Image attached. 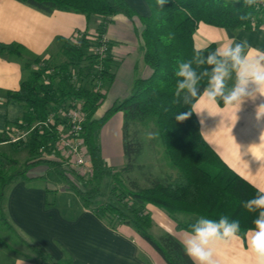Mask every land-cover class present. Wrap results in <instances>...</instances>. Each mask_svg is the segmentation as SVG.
Returning <instances> with one entry per match:
<instances>
[{"label": "trees", "instance_id": "trees-1", "mask_svg": "<svg viewBox=\"0 0 264 264\" xmlns=\"http://www.w3.org/2000/svg\"><path fill=\"white\" fill-rule=\"evenodd\" d=\"M16 1L44 13L56 10L86 18L100 17L101 22L96 30L99 36H105L107 26L117 15L137 18L142 25L138 34L142 61L151 70L148 78H138L133 82L125 100L116 104L102 118L96 119L95 114L106 98L108 83L113 79L112 61L110 54L101 58L89 53L92 44L87 39L89 34L83 33L79 44L61 40L59 56L62 61L58 64L53 63L54 59L46 62L36 59L26 65L28 78L17 91L6 94V101H15L23 108L20 119L13 126L28 134L25 139L12 143L2 132L0 144H9L14 153L26 152L28 158L16 172L11 173L5 164L17 165L16 161L0 153V228L12 233L33 255L24 258H32L40 264H72L68 255L56 261L43 247L19 233L9 220L6 200L11 185L18 179H26L28 172L38 165L45 166L47 174H52L67 191H71L83 209L91 211L110 228L117 229L122 225L131 227L165 264L193 262L172 235L164 233L159 240H154L148 234L152 226L150 216L145 214L148 206L164 211L176 222L177 231H189L200 217L218 220L221 216H228L230 220H238L242 234L253 227L257 213L248 212L243 204L257 194V189L233 173L203 140L193 113V105L198 98L185 102L183 94L181 97L175 95V73L180 62L192 60L197 52L206 57L216 51L213 44L200 50L194 47L193 37L198 24L229 30L259 28L264 22V11L257 4L249 6L245 0H167L161 8L157 0H144L149 15L143 17L124 0ZM0 53L20 56L21 50L16 45L0 44ZM33 65L39 68L32 70ZM98 65L100 71L96 78L100 83L99 88L93 87L92 79L79 87L71 83L73 70L79 82H82V79L91 78ZM192 66L198 73L208 67H197L195 63ZM199 87L201 91L207 87V77L200 81ZM74 101L80 103L86 116L83 136L90 156L91 175L88 179L42 156L41 150L48 153V145L56 140L53 128L34 127L30 130L46 121L50 113ZM217 104L224 105L222 100H218ZM117 111L123 112L125 119L123 135L127 165L122 171L131 168L134 157L140 153L139 143L128 140V122L153 118L164 152L177 170L174 178L170 181L154 179L144 189L123 188L121 172L112 171L101 157L98 133L106 120ZM185 113H189L186 119L177 118ZM105 179H110L114 185L111 192L115 194L117 205L98 201ZM178 215H187L194 222L178 221ZM0 247L10 250L2 239Z\"/></svg>", "mask_w": 264, "mask_h": 264}, {"label": "crops", "instance_id": "crops-1", "mask_svg": "<svg viewBox=\"0 0 264 264\" xmlns=\"http://www.w3.org/2000/svg\"><path fill=\"white\" fill-rule=\"evenodd\" d=\"M124 1L139 16L149 15L144 0ZM100 22L97 16L86 18L56 10L44 13L16 0H0V44L16 45L21 50L20 56L0 53V133L8 134L22 115L23 108L18 114L13 112L14 106L6 101V94L17 91L28 78L26 65L36 59L53 60L60 51L61 40L72 41L83 33L95 32ZM141 29L137 18L128 19L122 15L113 17L106 28L113 75L106 89L109 102L127 98L136 79L151 75L142 61L138 35ZM230 40L236 43L246 40L251 48L264 51V22L249 31L200 23L193 37L198 50L211 44L217 50ZM232 83V80L227 81L229 88ZM261 105H264L261 96L233 107L210 104L200 98L193 105L194 117L206 144L233 173L257 190H264V116H261L264 109H258ZM102 117L101 110H97L95 118ZM73 201L76 212L68 214L66 210ZM6 208L18 232L43 247L56 261L68 255L72 264H165L131 227L112 229L91 211L83 209L79 199L64 189L52 174L48 175L43 165L36 166L26 179H18L11 185ZM147 213L151 219V214H156L149 213L148 209ZM161 214L170 218L164 211ZM158 228L170 235L174 231L178 237L185 238V231L176 230V222L171 226L169 222L161 224ZM239 235L240 240L217 247L214 256L217 264H252L248 232ZM178 241L182 245V241ZM11 261L7 264H40L32 258H12Z\"/></svg>", "mask_w": 264, "mask_h": 264}, {"label": "clouds", "instance_id": "clouds-1", "mask_svg": "<svg viewBox=\"0 0 264 264\" xmlns=\"http://www.w3.org/2000/svg\"><path fill=\"white\" fill-rule=\"evenodd\" d=\"M258 0H245L249 6ZM264 3V0H259ZM167 0H157L163 7ZM207 65L201 72L193 68ZM177 77V97L188 102L191 98H200L210 104L222 100L226 107L240 106L244 100L256 96L264 97V51L251 48L246 40L236 43L228 41L215 52L206 57L197 52L192 60L180 62L175 73ZM207 77V87H199L200 81ZM232 80L231 88L227 81ZM258 109H264L261 105ZM189 113L182 114L178 119H186ZM261 116H264L262 114ZM243 207L250 213H257L253 227L248 229V249L252 264H264V190L244 202ZM240 222L221 216L218 220L200 217L185 233L182 245L185 254L193 264H217L214 259L218 246L240 240Z\"/></svg>", "mask_w": 264, "mask_h": 264}, {"label": "rangeland", "instance_id": "rangeland-1", "mask_svg": "<svg viewBox=\"0 0 264 264\" xmlns=\"http://www.w3.org/2000/svg\"><path fill=\"white\" fill-rule=\"evenodd\" d=\"M60 61H62V59L59 56V53H57V55H54L53 63L56 65ZM11 102L14 106L13 112H17L18 114V112L21 111L22 105L15 101ZM119 102L121 101L118 100L115 102H109L106 95L103 105L98 110H101L102 115H104ZM124 124L125 119L123 112L117 111L114 112L106 120V122L98 132L101 157L104 160L105 164L112 171L121 172L120 179L123 188L127 190H132L134 188L144 189L149 187L151 181H153L154 179L170 181L172 179V175L174 173L177 174V170L171 165L164 152V148L159 139L155 120L153 118H148L143 122H128V140L131 142L139 143L140 153L134 157V160L131 163L132 167L126 171H122V169L127 165V161L124 156ZM0 152L6 153V156L8 158L16 161L17 165H11L10 163L5 164L8 172L11 173L16 172L19 169L20 165H22L23 160L28 158L26 152L14 154L10 146L7 144L0 146ZM80 186L83 187L82 184H80ZM113 186L114 185L110 179H105L101 185V197L98 198V201L102 203L110 202L116 204L117 202L115 194L113 195L111 192ZM117 193L120 192L118 191ZM75 203L76 202L73 201L70 205H68L69 209L66 210L68 214H74L76 212L77 207ZM147 209L149 210V213H151L152 211L156 213L154 215L151 214L153 219H151L152 226L147 232L154 240H159V238L165 233V230H162L158 227H160L161 224H167L168 222L171 226L174 221L167 216L164 217L163 214H161L163 213L162 210H159L152 206H148ZM145 214L149 215L147 211L145 212ZM181 217L182 218H179L178 216V221L186 223L194 222L193 218L187 215H182ZM171 234L177 240L182 241L184 239L183 237H178V235H176L174 231H172ZM0 239H2L10 247V250L0 247V264L10 263L12 262V258H24L33 256L32 254H30L28 249L20 243L19 239H17L12 233L4 228H0ZM11 250H14L15 253Z\"/></svg>", "mask_w": 264, "mask_h": 264}, {"label": "built area", "instance_id": "built-area-1", "mask_svg": "<svg viewBox=\"0 0 264 264\" xmlns=\"http://www.w3.org/2000/svg\"><path fill=\"white\" fill-rule=\"evenodd\" d=\"M260 9L264 11V3H256ZM81 37H76L71 42L73 44H79ZM88 41L92 46L88 49L91 54H97L99 57L105 58L110 54L109 41L106 36H99L97 31L89 33L87 36ZM98 40V44H97ZM42 62H46L43 60ZM44 66L43 64L41 65ZM39 67L35 66V69ZM96 72L91 75V78L82 79L79 82V78L72 71L71 83L79 87L81 84H85L87 81L92 79L91 82L93 87L96 89L100 87L98 83V71H100V66L95 67ZM96 74V76H94ZM85 78V77H84ZM86 120L85 113L81 109L80 103L74 101L71 105H66L65 107L59 108L57 111L52 112L48 115L46 121L38 123L34 127H44L47 129L54 130L56 134V140L49 144V152H45L43 149L42 156L46 159L57 161L63 165V167L75 170L81 177L88 179L91 175L90 168V156L89 152L85 146L83 127ZM21 125V123H19ZM6 134V133H5ZM27 131H21L19 128L12 126L6 136L9 138L10 142H17L20 139H25L27 136Z\"/></svg>", "mask_w": 264, "mask_h": 264}]
</instances>
